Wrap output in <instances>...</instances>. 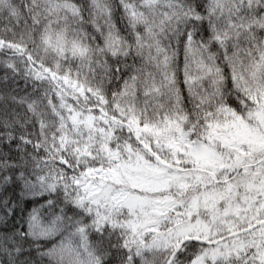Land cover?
<instances>
[{"label": "snow or ice", "instance_id": "6c2138e0", "mask_svg": "<svg viewBox=\"0 0 264 264\" xmlns=\"http://www.w3.org/2000/svg\"><path fill=\"white\" fill-rule=\"evenodd\" d=\"M0 264H264V0H0Z\"/></svg>", "mask_w": 264, "mask_h": 264}]
</instances>
